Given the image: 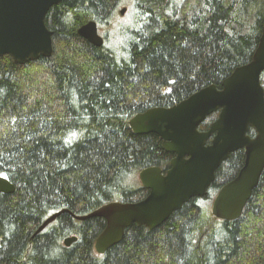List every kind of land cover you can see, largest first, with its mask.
<instances>
[{
    "label": "trees",
    "instance_id": "trees-1",
    "mask_svg": "<svg viewBox=\"0 0 264 264\" xmlns=\"http://www.w3.org/2000/svg\"><path fill=\"white\" fill-rule=\"evenodd\" d=\"M122 1L62 0L45 15L50 57L16 64L0 56V175L15 187L0 193V264H264V169L237 219H217L193 198L153 229L127 227L103 254L94 242L104 219L72 216L147 194L138 173L165 171L173 154L129 120L220 87L251 60L264 21V0H138L143 12L116 27L112 43L95 47L77 34L89 20L110 23ZM243 162V149L230 153L210 192Z\"/></svg>",
    "mask_w": 264,
    "mask_h": 264
},
{
    "label": "water",
    "instance_id": "water-1",
    "mask_svg": "<svg viewBox=\"0 0 264 264\" xmlns=\"http://www.w3.org/2000/svg\"><path fill=\"white\" fill-rule=\"evenodd\" d=\"M61 1L0 0V56L9 55L16 64L39 56L50 57L53 31L47 28L45 15ZM77 34L95 47L104 44L94 20L82 24ZM263 71L264 21L251 60L237 66L220 87L207 85L169 107H152L129 120L134 133L156 134L163 149L173 157L165 171L150 166L138 173L141 185L148 190L142 199L110 201L85 215L72 214L81 221L91 217L104 219V228L94 242L97 253L103 254L120 242L132 224L153 229L190 199L205 196L217 168L239 149L244 150L243 165L217 191L211 213L220 220H234L241 215L264 169V88L260 82ZM213 113H218L216 119L206 130H199ZM14 190V185L0 176V193ZM64 212L67 210L49 215L34 234ZM76 240L75 235L65 237L63 245L69 247Z\"/></svg>",
    "mask_w": 264,
    "mask_h": 264
},
{
    "label": "rangeland",
    "instance_id": "rangeland-1",
    "mask_svg": "<svg viewBox=\"0 0 264 264\" xmlns=\"http://www.w3.org/2000/svg\"><path fill=\"white\" fill-rule=\"evenodd\" d=\"M179 1L180 0H169V2H171L173 6L178 4ZM121 9H125L122 14L120 13ZM142 9L143 8L138 3V0H123L121 4L117 7V12L114 18L110 21V23L98 24L99 34L104 37L105 44H109L115 41L117 36V31L115 30L116 27L121 26L122 29H124L126 26L132 25L133 22H136L141 13L143 12ZM118 33L124 35L123 31H121L119 28ZM216 117L217 113H213L207 118L206 123L209 124ZM215 192L216 191H211L209 194H207V196L199 198L197 200L205 211L208 210L209 212H211V204L215 196Z\"/></svg>",
    "mask_w": 264,
    "mask_h": 264
},
{
    "label": "bare ground",
    "instance_id": "bare-ground-1",
    "mask_svg": "<svg viewBox=\"0 0 264 264\" xmlns=\"http://www.w3.org/2000/svg\"><path fill=\"white\" fill-rule=\"evenodd\" d=\"M202 1H203V0H202ZM142 2H143V1H142ZM194 2H195V1H194ZM199 3H200V1H199ZM166 5H167V4H166ZM188 6H189V5H188ZM190 6H191V5H190ZM152 7H153V6H152ZM194 7H195V6H194ZM145 8H146V7H145ZM200 8H201V7H200ZM172 9H173V8H172ZM161 10H162V9H161ZM188 10H190V9L188 8ZM157 12H158V11H157ZM160 12H161V11H160ZM178 12H179V11H178ZM158 13H159V12H158ZM171 13H172V12H171ZM181 13H183V12H181ZM161 14H162V13H161ZM204 14H205V13H204ZM139 15H140V14H139ZM139 15H138V16H139ZM158 15H159V14H158ZM163 15H164V14H163ZM163 15H162V16H163ZM183 16H184V15H183ZM191 16H192V15H191ZM156 17H157V16H156ZM159 18H160V17H159ZM165 18H167V17H165ZM175 19H176V18H175Z\"/></svg>",
    "mask_w": 264,
    "mask_h": 264
}]
</instances>
